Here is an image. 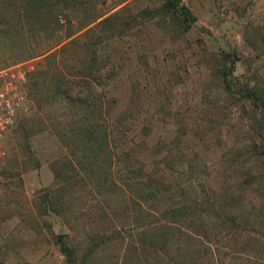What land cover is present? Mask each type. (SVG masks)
<instances>
[{
	"label": "rangeland",
	"instance_id": "rangeland-1",
	"mask_svg": "<svg viewBox=\"0 0 264 264\" xmlns=\"http://www.w3.org/2000/svg\"><path fill=\"white\" fill-rule=\"evenodd\" d=\"M117 2L80 0L81 8L77 12H72L70 7H59L57 20L61 16L66 22L61 24L58 20L60 26L75 29L79 20L107 16L117 10L114 9ZM129 2L132 12L149 5L148 0ZM183 2L197 18L196 26L205 28L209 35L192 31L179 47L151 22L114 42L113 48L103 50L120 65L114 79L101 88L105 95L103 106L109 107L106 122L114 130L111 136L118 151L133 148L137 159L149 171L153 168L154 156L148 148L160 140L169 145L173 139L178 140L174 144L177 147H172L170 169L164 162L159 164L165 183L171 185V196L159 205L157 199L145 202L139 199L152 212L163 206L218 194L223 183H227L228 172H233L235 181L241 177L229 168L231 158L238 162L251 159L246 151L253 139L254 111L248 104L224 95L216 82L214 73L218 63L212 54L218 49L235 51L239 60L234 75L241 82L258 84L264 90V0ZM198 38L203 40V45L197 44ZM22 64L20 69L26 73L46 66L43 59ZM12 65L9 61L0 69ZM130 80L138 82L135 101ZM29 108L19 125L23 126L25 119L43 118L32 100ZM125 112L130 117L113 126ZM31 124L27 123L28 128ZM144 125L149 126L147 136L142 132ZM18 126L6 139L5 158L0 165V263L66 264L53 243V233L66 234L77 248L79 258L95 246L96 253L90 255L88 263L114 264L130 242L133 229V219L123 211L133 196L121 183L131 175L124 169L116 175L115 179L118 177L117 182L123 186L124 194L120 196L117 193L100 195L88 185L63 188L56 184L50 164L67 155L66 147L56 136L39 129L24 145ZM28 151L38 166L29 164L25 171L22 163L29 159ZM166 151L163 149L157 160ZM251 164L252 161L247 167ZM190 167L197 173L192 174ZM257 186L246 193L238 206L241 213L251 210L257 214L249 217L244 232L229 229V223L222 224L220 220H225L224 217L212 223L208 218L204 220L205 233L200 235L201 239H191L193 248L199 250V264H264V207L259 210L264 192ZM47 191L65 201L59 215H38L41 214L40 198ZM206 231L211 233L205 235Z\"/></svg>",
	"mask_w": 264,
	"mask_h": 264
},
{
	"label": "trees",
	"instance_id": "trees-1",
	"mask_svg": "<svg viewBox=\"0 0 264 264\" xmlns=\"http://www.w3.org/2000/svg\"><path fill=\"white\" fill-rule=\"evenodd\" d=\"M117 1L114 8L117 10L107 16L79 20L74 29L60 26L57 12L59 7H70L72 12H77L81 8L80 0H0V64L7 65L11 61L14 66L35 59H43L46 64L43 70L25 72L27 97L43 118L25 119V124L18 126L22 142L26 145L36 129L58 138L66 147L67 155L54 160L50 168L56 184L63 188L88 185L100 195L117 193L120 196L124 194L123 186L117 182L118 177L115 179L116 175L122 169L131 175L121 183L134 197L123 210L133 219V229L129 234L130 242L114 264H199V250L193 248L191 239H201L206 218L212 223L224 217L225 220H220L222 224L229 223V229L244 232L249 217H257L251 210L241 213L238 206L254 185L264 192V90L258 84L241 82L240 77L234 75L239 60L235 51L218 49L212 54L218 63L214 73L216 82L224 95L248 104L254 111L253 139L246 151L251 159L238 162L231 158L229 168L241 177L235 181L233 172H228L227 183H223L218 194L163 206L152 212L139 199L144 202L157 199L159 205L171 196V185L165 183L159 164L164 162L170 169L172 147L178 140L173 139L170 145L160 140L148 148L154 156L153 168L149 171L137 159L133 148L118 151L111 136L114 130L106 122L109 107L103 106L105 95L101 88L114 79L120 65L103 50L113 48L114 42L151 22L179 47L192 31L202 36L209 34L205 28L196 26L197 18L183 0H148V6L135 12L131 11L130 0ZM197 44L203 45V40L198 38ZM130 82L135 94L138 82ZM137 98L135 94L133 100ZM128 117L130 114L125 112L113 126L117 127ZM28 122L32 123L29 128ZM148 128L147 125L142 127L144 136L148 135ZM163 149H167L166 155L157 160ZM26 154L29 159L22 163L25 171L29 164L38 166L32 154L29 151ZM174 155L180 157L176 152ZM251 161L252 166L247 167ZM190 171L197 173L192 167ZM45 194L40 198L41 214L38 215H59L65 201L52 192ZM263 207L264 200L259 210ZM34 230L40 234L38 228ZM210 233L206 231L205 235ZM51 237L66 264H91L88 259L96 253L95 246L79 258L77 248L66 234L51 233Z\"/></svg>",
	"mask_w": 264,
	"mask_h": 264
},
{
	"label": "built area",
	"instance_id": "built-area-1",
	"mask_svg": "<svg viewBox=\"0 0 264 264\" xmlns=\"http://www.w3.org/2000/svg\"><path fill=\"white\" fill-rule=\"evenodd\" d=\"M59 23L66 20L59 16ZM21 65L0 69V165L5 158V142L29 113V100L25 90V72Z\"/></svg>",
	"mask_w": 264,
	"mask_h": 264
},
{
	"label": "crops",
	"instance_id": "crops-1",
	"mask_svg": "<svg viewBox=\"0 0 264 264\" xmlns=\"http://www.w3.org/2000/svg\"><path fill=\"white\" fill-rule=\"evenodd\" d=\"M19 65H21V64H19Z\"/></svg>",
	"mask_w": 264,
	"mask_h": 264
}]
</instances>
